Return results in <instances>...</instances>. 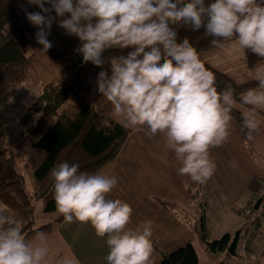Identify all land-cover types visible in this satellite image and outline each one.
<instances>
[{
  "label": "clouds",
  "instance_id": "clouds-1",
  "mask_svg": "<svg viewBox=\"0 0 264 264\" xmlns=\"http://www.w3.org/2000/svg\"><path fill=\"white\" fill-rule=\"evenodd\" d=\"M27 4L38 9H22L37 29L35 42L41 46L37 51L52 48L48 37L54 23L65 35L77 38L82 63L100 69L95 90L110 105L111 116L148 138L163 135L180 164L178 175L200 185L213 177L216 163L210 151L228 142L237 106L246 139L253 141L260 133L264 0H27ZM179 23L193 31L203 29L215 49L238 47L259 58L250 69L256 86L238 97L231 84L218 91L214 73L196 48L187 37L178 39L174 25ZM114 50L119 54L105 57ZM228 166L239 165L233 159ZM51 176L56 213L65 223L88 224L97 237H107L106 264H152L153 222L128 227L132 207L109 198L118 185L115 175L81 172L78 164L63 162ZM49 254L44 232H36L29 241L17 220L0 212V264H46ZM57 264L73 262L60 259Z\"/></svg>",
  "mask_w": 264,
  "mask_h": 264
},
{
  "label": "trees",
  "instance_id": "trees-1",
  "mask_svg": "<svg viewBox=\"0 0 264 264\" xmlns=\"http://www.w3.org/2000/svg\"><path fill=\"white\" fill-rule=\"evenodd\" d=\"M22 9L23 6L14 5L12 0H0V96H9L24 87L38 85L40 80L29 58L41 46L35 42V33ZM174 27L179 33L178 39L187 37L198 54L213 49L210 43L212 38L204 36L203 29L193 31L190 25L183 23ZM55 29L64 33L54 23L51 32ZM67 40L75 42V46L51 48L45 53L52 66L60 73L70 74L80 67H86L98 73L99 68L91 63H82V57L76 51L79 45L77 38L70 37ZM118 54L119 50H114L104 55L107 58ZM246 58L250 67L259 60L250 52H246ZM204 65L214 73L218 91L223 90L226 84H231L238 97L240 92L256 86L255 81L236 85L226 76ZM233 116L240 127V113L234 109ZM130 133V129L124 128L103 111L94 107L68 80L50 82L41 86L33 104L21 113L17 123L18 144L21 152L25 154L23 167L31 170L33 193L28 195L25 191V180L15 168L13 153L6 148L1 149L0 203L2 208L0 212L13 216L17 220V226L22 235L29 241L38 231L45 234L54 232L64 220L63 216L55 211L54 181L51 170L67 162L70 165L78 164L81 172L96 173L116 159ZM242 134L244 135L243 132ZM33 200H41L45 212H54L57 217L52 222L34 227ZM154 200L170 213L178 217L181 215L176 204L156 198ZM254 206L250 201L249 210H246L255 211ZM250 222L257 223L256 228L259 230L260 219ZM248 227L242 235H239V239ZM192 231L207 251L213 254H226L230 259L226 250L232 236L223 234L218 240L209 241L204 217H201L197 225L192 226ZM155 249L158 251L157 248ZM233 258L238 259L237 255ZM158 264H198V256L193 246L187 244L164 255Z\"/></svg>",
  "mask_w": 264,
  "mask_h": 264
},
{
  "label": "crops",
  "instance_id": "crops-1",
  "mask_svg": "<svg viewBox=\"0 0 264 264\" xmlns=\"http://www.w3.org/2000/svg\"><path fill=\"white\" fill-rule=\"evenodd\" d=\"M199 56L204 64L226 75L236 84L254 81L250 71L253 67H248L246 52L238 47L234 50L213 48L200 53ZM257 63L258 61L255 65ZM97 74L94 70L80 67L69 74L67 80L85 93L93 105L114 119L111 116L110 105L95 90ZM235 110L240 113L239 106ZM259 111L262 119L261 131L253 141L246 139L233 119L228 142L210 151V157L216 163V171L203 185L192 182L188 176L184 178V185L178 180L161 183L156 175L165 178L168 160L175 166V174L180 167L174 153L166 147L163 135L158 134L148 138L141 130L127 128L132 130V133L118 157L97 172L115 175L118 178V185L109 194V198L121 199L132 207L133 214L128 225L130 229L136 228L146 220L153 222L152 242L159 252L153 247L152 264L160 263L164 255L184 246V243L190 244L188 242L190 229L183 221L184 214L178 217L159 207L154 200L158 198L170 203L190 206L192 201L188 197L187 189H199L207 207L210 204L216 205L210 196L216 199L223 198L226 206L230 209L235 208L234 213L244 209L249 210L250 200L255 198V203L260 200L262 210L251 220H247L249 223L261 219L260 228L249 244L250 257L246 264H264V109ZM169 156L172 157L168 158ZM233 159L239 165L236 168L228 166ZM154 170H157L158 174ZM123 181L128 183L126 189L121 186ZM155 184L159 187L157 192L153 188ZM182 186L183 188L185 186L186 190L184 188L181 191ZM219 189H222L221 194L218 192ZM1 208L0 203V210ZM248 214L249 212L246 213ZM177 228H180V231H177ZM183 231L187 234L184 239ZM46 236L50 247L46 264H57L60 259H70L73 264H106L107 237H97L88 224H69L63 221L54 232ZM222 256L224 258L222 264H244L239 258L230 256L229 259L226 254Z\"/></svg>",
  "mask_w": 264,
  "mask_h": 264
},
{
  "label": "rangeland",
  "instance_id": "rangeland-1",
  "mask_svg": "<svg viewBox=\"0 0 264 264\" xmlns=\"http://www.w3.org/2000/svg\"><path fill=\"white\" fill-rule=\"evenodd\" d=\"M12 2L16 6H19V7L23 6V9H26L30 12L38 11V9L34 5H28L27 0H12ZM22 2L24 4H22ZM19 17H22V16L19 15ZM29 25L32 27V30L35 33L37 29L34 26H32L30 23ZM70 37L72 36H67L59 29H55L53 32L50 33L48 39L52 42L53 49L72 48L73 46H75V42L73 43L67 40ZM29 61L40 79L38 85H35L32 87L27 86V88L24 87L18 92L10 94L9 96H0V150L6 148L13 153L14 161H15V168L17 172L23 175L24 180H25V191L27 192L28 195H32L33 193L32 173H31V170L27 169L26 167L25 168L23 167V158H24L23 155L25 154L21 152L20 146L18 144L17 123L19 121L21 113L27 107L33 104L35 97L41 90V86H44L45 84L50 83V82H58V81H62L65 79L67 80V76L69 74L58 72V70H56L52 66L51 62H49L45 53L37 51V50L33 52V54H31ZM248 67L250 66L248 65ZM236 85H242V84H236ZM82 95L85 98H87V95L85 93H82ZM89 102L92 104L91 101ZM93 106L96 107L95 105ZM131 133H132V130H131ZM130 134L128 135V137L130 136ZM128 137L126 138L123 146L125 145ZM170 157L172 156H169L168 158ZM174 168L175 166L170 164L168 160V168H167V174L165 178L162 179V177L160 178L159 175H156L159 181L161 183L163 182L171 183L175 180H178L179 183L182 182V184L184 185L185 176H179L175 174ZM154 172L158 174L157 170H154ZM153 175L154 174H152V176ZM127 185L128 183L126 181H123L121 183V186L123 189H126ZM153 188L155 192L159 190V187L156 184L154 185ZM184 188L182 186L181 191H183ZM187 192L189 196L187 195V193L186 195L190 197V200L192 201L190 206H185L182 203L181 205H178V204L176 205L180 209L181 214H184L183 221L187 225V227L190 229L188 230V235H189L188 242H190V244L193 246L194 250L196 251V254L198 256V264H222L224 260L222 254L220 253L213 254L207 251L204 245L199 241L198 237H196V234L192 231V226L194 224L197 225L201 217H204L206 229H207L206 234H207L209 241L218 240L219 238H221L223 234H229L232 237H234L236 233H239L240 235H242L248 225L247 220H251L254 217V215H257V213H260V211L262 210V207H260L256 211H250L248 215H246V211H239V212L234 213L236 211L235 208L230 209L229 206H226L225 205L226 202L223 201L224 200L223 198L216 199L210 196V198L216 202V205L210 204V206L207 207L205 204V198L204 196H202L199 189H194V190L187 189ZM218 192L219 194H221L222 189H219ZM220 197H223V196H220ZM33 206H34V227H37L41 224H45L47 222H52L57 217V214L54 212H45L43 203L41 200H33ZM158 206L161 207L160 205ZM177 231H180V228H177ZM186 236H187L186 232L183 231V239ZM177 240H179L178 235H177ZM185 244L186 243H184V245Z\"/></svg>",
  "mask_w": 264,
  "mask_h": 264
},
{
  "label": "built area",
  "instance_id": "built-area-1",
  "mask_svg": "<svg viewBox=\"0 0 264 264\" xmlns=\"http://www.w3.org/2000/svg\"><path fill=\"white\" fill-rule=\"evenodd\" d=\"M252 204L255 203V198L253 200H250ZM261 220V219H260ZM248 230L244 233V235L239 239V242L237 244V250L236 255L239 259L244 261V264L248 263L249 257H250V250H249V244L252 240L253 235L258 231L256 226L258 227V224L251 223L248 225Z\"/></svg>",
  "mask_w": 264,
  "mask_h": 264
},
{
  "label": "water",
  "instance_id": "water-1",
  "mask_svg": "<svg viewBox=\"0 0 264 264\" xmlns=\"http://www.w3.org/2000/svg\"><path fill=\"white\" fill-rule=\"evenodd\" d=\"M260 204H261L260 200L256 202V204L254 206L255 211L259 209ZM239 235H240L239 233H236L234 235V237H232V239H231V241L227 247L226 253L231 257H235V255H236V247H237V242L239 240Z\"/></svg>",
  "mask_w": 264,
  "mask_h": 264
}]
</instances>
